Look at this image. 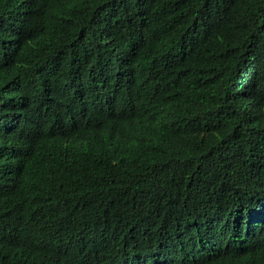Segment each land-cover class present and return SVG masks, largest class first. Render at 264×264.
<instances>
[{
	"label": "trees",
	"instance_id": "16d2710c",
	"mask_svg": "<svg viewBox=\"0 0 264 264\" xmlns=\"http://www.w3.org/2000/svg\"><path fill=\"white\" fill-rule=\"evenodd\" d=\"M0 264H264V0H0Z\"/></svg>",
	"mask_w": 264,
	"mask_h": 264
}]
</instances>
